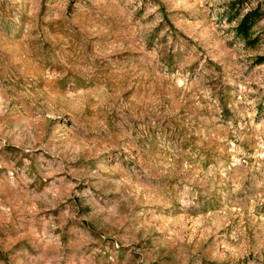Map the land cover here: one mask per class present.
<instances>
[{
    "label": "rangeland",
    "instance_id": "374dc122",
    "mask_svg": "<svg viewBox=\"0 0 264 264\" xmlns=\"http://www.w3.org/2000/svg\"><path fill=\"white\" fill-rule=\"evenodd\" d=\"M0 264H264V0H0Z\"/></svg>",
    "mask_w": 264,
    "mask_h": 264
},
{
    "label": "trees",
    "instance_id": "16d2710c",
    "mask_svg": "<svg viewBox=\"0 0 264 264\" xmlns=\"http://www.w3.org/2000/svg\"><path fill=\"white\" fill-rule=\"evenodd\" d=\"M251 15V13H247L243 16V18L240 20V24L239 27H241V25L245 24L249 18V16Z\"/></svg>",
    "mask_w": 264,
    "mask_h": 264
}]
</instances>
